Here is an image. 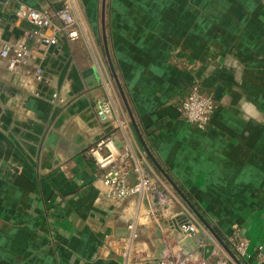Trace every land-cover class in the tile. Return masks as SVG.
Here are the masks:
<instances>
[{
	"label": "crops",
	"instance_id": "1",
	"mask_svg": "<svg viewBox=\"0 0 264 264\" xmlns=\"http://www.w3.org/2000/svg\"><path fill=\"white\" fill-rule=\"evenodd\" d=\"M80 5L87 38L45 62L43 90L67 105L20 94L0 65V264H114L101 241L113 213L87 152L105 129L86 87L103 81L188 212L219 234L237 223L250 255L264 252V0ZM15 9L0 11L3 36L19 33ZM193 80L218 103L205 129L177 110ZM154 236L143 229L142 239Z\"/></svg>",
	"mask_w": 264,
	"mask_h": 264
},
{
	"label": "built area",
	"instance_id": "2",
	"mask_svg": "<svg viewBox=\"0 0 264 264\" xmlns=\"http://www.w3.org/2000/svg\"><path fill=\"white\" fill-rule=\"evenodd\" d=\"M11 2L16 5L11 25L19 33L0 34V65L13 75L20 94L41 97L56 108L67 105L58 92L43 90L51 80L45 62L60 56L63 42L87 38L78 1L40 0L32 5L26 0H0V11ZM96 88L95 93L86 94L105 131L87 152L100 171V190L113 213L101 241L115 255L114 264H263L264 252L254 250L250 255L249 240L237 223L231 224L228 233L219 234L213 219L203 225L180 208L171 183L133 140L128 119L116 116L107 84ZM217 104L213 94L193 80L178 100L177 110L185 121L205 129ZM117 226L123 232L116 231ZM145 227L155 232L151 242L139 240Z\"/></svg>",
	"mask_w": 264,
	"mask_h": 264
},
{
	"label": "rangeland",
	"instance_id": "3",
	"mask_svg": "<svg viewBox=\"0 0 264 264\" xmlns=\"http://www.w3.org/2000/svg\"><path fill=\"white\" fill-rule=\"evenodd\" d=\"M78 1V4H79V6H80V8H81V10L82 11H84V9H83V7H81V5H80V0H77ZM105 6H106V3H105ZM89 37V36H88ZM89 39V38H88ZM111 82H113L112 81V79L110 80ZM103 84H107V81H103L100 85H96V86H103ZM96 86H90V87H86V91H87V93L88 92H92V93H95L96 91H98L97 90V88H96ZM104 89H105V87H104ZM103 97L104 98H107L108 97V94H104V92H103ZM117 116V115H116ZM120 119H123V118H121V117H119ZM124 120V119H123ZM131 128V127H130ZM131 135H132V131H131ZM132 138H133V135H132ZM133 140H134V138H133ZM135 141V140H134ZM180 208H184V209H187L188 210V208H186L181 202H180ZM150 233V232H149ZM151 233H152V231H151ZM151 233H150V235H151ZM149 235V234H148ZM139 240H145V239H142L141 237H139ZM148 242H151V241H148Z\"/></svg>",
	"mask_w": 264,
	"mask_h": 264
}]
</instances>
